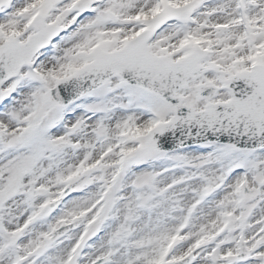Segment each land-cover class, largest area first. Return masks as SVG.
<instances>
[{"label":"snow or ice","instance_id":"1","mask_svg":"<svg viewBox=\"0 0 264 264\" xmlns=\"http://www.w3.org/2000/svg\"><path fill=\"white\" fill-rule=\"evenodd\" d=\"M0 264H264V0H0Z\"/></svg>","mask_w":264,"mask_h":264}]
</instances>
